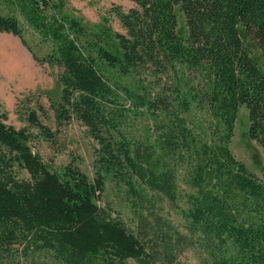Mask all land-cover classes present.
Segmentation results:
<instances>
[{"label": "trees", "instance_id": "1", "mask_svg": "<svg viewBox=\"0 0 264 264\" xmlns=\"http://www.w3.org/2000/svg\"><path fill=\"white\" fill-rule=\"evenodd\" d=\"M130 1L109 9L119 31L67 14L66 0H0V31L59 69L56 125L77 120L97 144L92 177L54 170L0 109V264H179L193 245L205 264H264V175L229 147L243 105L264 149V0ZM27 121L55 140L35 110ZM108 183L135 230L102 203ZM162 200L186 232L157 212Z\"/></svg>", "mask_w": 264, "mask_h": 264}, {"label": "rangeland", "instance_id": "2", "mask_svg": "<svg viewBox=\"0 0 264 264\" xmlns=\"http://www.w3.org/2000/svg\"><path fill=\"white\" fill-rule=\"evenodd\" d=\"M112 5H120L123 9L134 6L130 0H66L65 12L90 23H99L103 17L109 20L111 26L121 31L117 18L109 12ZM177 32L186 34L183 16L177 12ZM30 44L32 38L27 36ZM253 53H257L254 47ZM59 69L35 62L30 51L21 44L20 39L11 33L0 31V109L6 113V122L16 128L26 127L35 136L32 149L36 151L50 168L60 169L72 162L89 177L93 175V150L97 146L89 135L87 128L77 120L57 126L50 100L59 97L60 85L57 81ZM35 110L39 120L55 132L52 143L44 140L37 129L27 121L29 111ZM200 113L196 112L195 121H200ZM248 117L245 106L239 108L230 141V150L255 175H264V149L257 145L247 135ZM20 176L26 177L24 171ZM180 183V189H184ZM102 203L110 206L113 215L121 218L130 229H136V217L130 206L126 204L122 193L107 184ZM180 206L184 207L182 201ZM157 212L162 214L171 224L186 232L184 221L179 211L166 200H162ZM147 212V210H146ZM148 213V212H147ZM206 254L201 248L188 246L178 253L176 263L205 264Z\"/></svg>", "mask_w": 264, "mask_h": 264}]
</instances>
